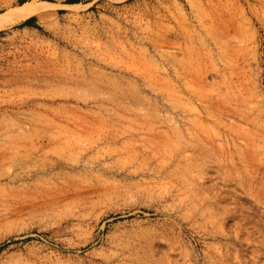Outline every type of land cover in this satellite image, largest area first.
Masks as SVG:
<instances>
[{
	"label": "rangeland",
	"instance_id": "1",
	"mask_svg": "<svg viewBox=\"0 0 264 264\" xmlns=\"http://www.w3.org/2000/svg\"><path fill=\"white\" fill-rule=\"evenodd\" d=\"M33 1L0 28V264H264V0L0 17Z\"/></svg>",
	"mask_w": 264,
	"mask_h": 264
},
{
	"label": "bare ground",
	"instance_id": "2",
	"mask_svg": "<svg viewBox=\"0 0 264 264\" xmlns=\"http://www.w3.org/2000/svg\"><path fill=\"white\" fill-rule=\"evenodd\" d=\"M44 9H46L45 3H38L37 1L26 3L19 9L15 8L14 10H10V12L6 13V16H3V14V17H0V28L4 27L8 23L28 18Z\"/></svg>",
	"mask_w": 264,
	"mask_h": 264
},
{
	"label": "trees",
	"instance_id": "3",
	"mask_svg": "<svg viewBox=\"0 0 264 264\" xmlns=\"http://www.w3.org/2000/svg\"><path fill=\"white\" fill-rule=\"evenodd\" d=\"M26 0H20L21 3H24ZM70 2L73 1H77V0H69ZM35 17H31L29 19H27L25 22H23L22 24H20L19 26H37L35 24Z\"/></svg>",
	"mask_w": 264,
	"mask_h": 264
}]
</instances>
